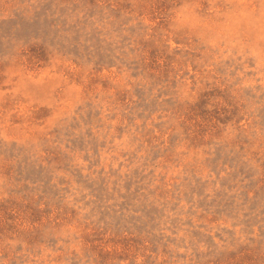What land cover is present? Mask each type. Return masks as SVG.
<instances>
[{"label": "rangeland", "instance_id": "1", "mask_svg": "<svg viewBox=\"0 0 264 264\" xmlns=\"http://www.w3.org/2000/svg\"><path fill=\"white\" fill-rule=\"evenodd\" d=\"M0 264H264V0H0Z\"/></svg>", "mask_w": 264, "mask_h": 264}]
</instances>
